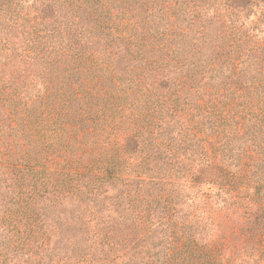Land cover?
Masks as SVG:
<instances>
[{
	"label": "trees",
	"instance_id": "obj_1",
	"mask_svg": "<svg viewBox=\"0 0 264 264\" xmlns=\"http://www.w3.org/2000/svg\"><path fill=\"white\" fill-rule=\"evenodd\" d=\"M0 264H264V0H0Z\"/></svg>",
	"mask_w": 264,
	"mask_h": 264
},
{
	"label": "rangeland",
	"instance_id": "obj_2",
	"mask_svg": "<svg viewBox=\"0 0 264 264\" xmlns=\"http://www.w3.org/2000/svg\"><path fill=\"white\" fill-rule=\"evenodd\" d=\"M204 191L205 192H209V193H216L217 189L216 188L205 187Z\"/></svg>",
	"mask_w": 264,
	"mask_h": 264
}]
</instances>
